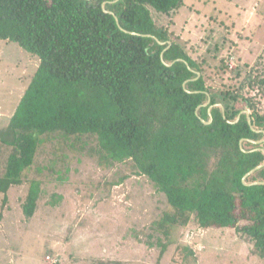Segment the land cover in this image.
<instances>
[{
	"label": "trees",
	"instance_id": "trees-1",
	"mask_svg": "<svg viewBox=\"0 0 264 264\" xmlns=\"http://www.w3.org/2000/svg\"><path fill=\"white\" fill-rule=\"evenodd\" d=\"M182 4L0 0V40L39 60L0 128V145L10 150L0 194L5 201L23 183L44 141L84 136L95 143L89 152L98 164L129 162L132 175L166 198L172 210L152 225L161 256L172 228L194 219L203 229H235L264 260V166L243 182L264 163V68L255 65L219 92L209 88L206 68L151 13L168 15ZM37 200L32 184L22 206L27 219Z\"/></svg>",
	"mask_w": 264,
	"mask_h": 264
},
{
	"label": "rangeland",
	"instance_id": "rangeland-1",
	"mask_svg": "<svg viewBox=\"0 0 264 264\" xmlns=\"http://www.w3.org/2000/svg\"><path fill=\"white\" fill-rule=\"evenodd\" d=\"M151 13L159 30L206 68V84L217 92L255 65L264 68V0H183L168 15ZM38 66L36 56L0 40V128ZM236 72L238 80L228 79ZM94 145L84 136L44 141L23 183L11 186L5 201L0 194V264H264L245 235L203 229L194 219L172 228L161 256L162 236L152 225L172 210L166 198L146 177L132 175L129 162L98 164L89 152ZM9 152L0 145V175ZM32 184L38 200L27 219L22 206Z\"/></svg>",
	"mask_w": 264,
	"mask_h": 264
},
{
	"label": "water",
	"instance_id": "water-1",
	"mask_svg": "<svg viewBox=\"0 0 264 264\" xmlns=\"http://www.w3.org/2000/svg\"><path fill=\"white\" fill-rule=\"evenodd\" d=\"M198 76H199V74H198ZM238 119V118H237ZM210 122V121H209ZM209 122H205L206 124H208ZM264 166V163H263V165H261V166H259V167H256L255 169H253L252 171H250L248 174H246L245 176H244V178H243V182L245 181V179L250 175V174H252L254 171H256V170H259L260 168H262ZM254 184H259V183H254Z\"/></svg>",
	"mask_w": 264,
	"mask_h": 264
}]
</instances>
